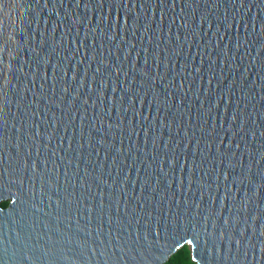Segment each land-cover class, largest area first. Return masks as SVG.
<instances>
[{"label":"snow or ice","instance_id":"6c2138e0","mask_svg":"<svg viewBox=\"0 0 264 264\" xmlns=\"http://www.w3.org/2000/svg\"><path fill=\"white\" fill-rule=\"evenodd\" d=\"M15 4L0 264H264V0Z\"/></svg>","mask_w":264,"mask_h":264},{"label":"water","instance_id":"95a60500","mask_svg":"<svg viewBox=\"0 0 264 264\" xmlns=\"http://www.w3.org/2000/svg\"><path fill=\"white\" fill-rule=\"evenodd\" d=\"M27 10L23 9V6H18L15 4V0H7V6L6 8H0V18H2L4 21H6L7 25H12L14 23H23V20L27 16ZM23 27V25H22ZM24 53H21V56H23ZM227 75V73H225ZM249 79H255V76L252 74H249ZM12 111H15V106L13 105ZM175 129H173V132ZM103 155V153H101ZM95 159V157H93ZM102 159V157H100ZM84 165H81V168H83ZM61 181H63V177H61ZM6 213L10 214L11 209H7ZM5 229H7L8 225L5 218ZM255 264V262H253Z\"/></svg>","mask_w":264,"mask_h":264}]
</instances>
